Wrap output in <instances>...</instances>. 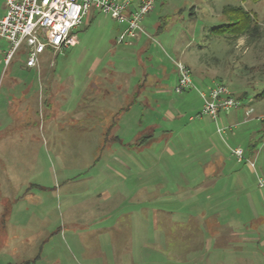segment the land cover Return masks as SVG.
Instances as JSON below:
<instances>
[{
	"label": "rangeland",
	"instance_id": "rangeland-1",
	"mask_svg": "<svg viewBox=\"0 0 264 264\" xmlns=\"http://www.w3.org/2000/svg\"><path fill=\"white\" fill-rule=\"evenodd\" d=\"M140 23L138 51L91 7L34 67L0 38V264H107L90 261L113 250L101 230L131 211L134 264H264V0H156ZM176 62L196 88L175 91ZM215 82L236 122L200 115Z\"/></svg>",
	"mask_w": 264,
	"mask_h": 264
},
{
	"label": "built area",
	"instance_id": "built-area-1",
	"mask_svg": "<svg viewBox=\"0 0 264 264\" xmlns=\"http://www.w3.org/2000/svg\"><path fill=\"white\" fill-rule=\"evenodd\" d=\"M132 0H5V13L0 17V37L7 40L9 48L4 61L8 63L14 53L20 49L26 53L25 64L28 67L38 65L39 55L47 48L52 51L64 46L74 45L72 30L78 28L82 18L93 7L100 12L109 13L112 18L126 27L117 37L118 42H127L138 32L145 33L140 21L151 12L156 0H139L134 9H129ZM127 38V39H126ZM178 81L175 91L196 88L188 66L176 62ZM203 100L200 115L217 120L221 111L228 112L239 108V100L223 82H215L207 90L199 91ZM252 113L245 109V115ZM224 128L219 127L222 133ZM238 161L244 159V150L239 147L230 149ZM248 166L254 169V162L246 159ZM259 185L264 187L259 178Z\"/></svg>",
	"mask_w": 264,
	"mask_h": 264
},
{
	"label": "crops",
	"instance_id": "crops-1",
	"mask_svg": "<svg viewBox=\"0 0 264 264\" xmlns=\"http://www.w3.org/2000/svg\"><path fill=\"white\" fill-rule=\"evenodd\" d=\"M120 1H122V0H120ZM138 2H139V0H132L131 1V3L129 4V9H134V8H136L137 7V5H138ZM5 8H6V5H5V0H4V13H5ZM94 9H96V8H94ZM154 9V8H153ZM97 10V9H96ZM99 11V10H98ZM3 13V14H4ZM87 15V13L84 15V17ZM146 16V15H145ZM84 17L82 18V23H83V19H84ZM92 16H90V18H91ZM89 20H91V19H89ZM143 20V19H142ZM81 23V24H82ZM80 24V25H81ZM125 24V23H124ZM141 24V23H140ZM141 26L143 27V25L141 24ZM126 27V24H125V26H124V28ZM123 28V27H122ZM121 28V29H122ZM124 28H123V30H124ZM79 29V27L78 28H76V29H74V31L75 30H78ZM120 29V28H119ZM143 29H144V31H145V28L143 27ZM146 32V31H145ZM74 34V39H75V44H78V38H77V36H76V34H75V32L73 33ZM146 35H145V33H141V32H138L137 33V36L136 37H134V38H128V41L127 42H125V43H132V41L134 40V41H136V43L138 44V51H140V50H142L143 49V47H144V45H145V42L146 41H148V39H146ZM1 38V37H0ZM1 39H3V38H1ZM3 40H5V39H3ZM5 42L7 43V45L9 46V43H8V41L7 40H5ZM74 44V45H75ZM69 46H73V45H69ZM69 46H64V47H62V48H67V47H69ZM62 48H60V49H62ZM59 49V50H60ZM46 50H50V51H52L51 49H49V48H47V49H45L43 52H45ZM5 51H3V53H4ZM42 52V53H43ZM41 53V54H42ZM40 54V55H41ZM40 55H39V57H40ZM38 60H39V58H38ZM207 88L206 89H208V87H210V86H206ZM243 109H244V114H245V109H246V107L244 106L243 107ZM238 112H239V109L238 108H235V109H231L230 111H228V112H223V111H221L220 113H219V116H218V120L217 121H219V119H220V115H222V119L223 120H227L230 124L231 123H233V122H236L237 121V117H238ZM169 120H171V121H173L174 120V118H168ZM214 121V120H213ZM216 121V120H215ZM225 130H226V128H224V130H223V132L222 133H224L225 132ZM238 161V160H237ZM238 162H242V161H238ZM208 163V162H207ZM219 163H220V161H219ZM223 164H225V163H223ZM219 166H222L221 164H219ZM222 171V170H221ZM202 187H204V188H206L207 187V184L205 185V184H203V186ZM135 216V212H133V211H131V214H121V215H118L117 216V218H121V217H125L127 220L125 221V223H124V225L123 224H121L120 222H119V220L117 221V222H115V223H113L114 221H112L111 222V224L109 225V224H107L106 226H105V228H103V230H101V232L102 233H109V235L110 234H112V235H115V234H117V236H116V240H112L111 239V245H112V251L110 250V252H109V255H102V256H95V257H93V256H90L91 257V259H90V261H93L94 263H97V262H100V261H106L107 259V264H134V262H133V259H134V257H133V254H132V252H135V249L137 250V245H135V246H130L129 245V240H130V237H132V226H133V224L134 225H136V221L135 220H133V217ZM95 221V220H94ZM134 222V223H133ZM69 230V232L70 231H72V229H68ZM220 233H218V235H219ZM119 236H120V238H119ZM229 236L230 237H236V236H238V233L237 232H235V231H231L230 233H229ZM231 239V238H230ZM242 239H246V240H249L250 238L248 237V236H246V234L244 235V237H242ZM118 241L119 242H121L122 243V245L118 248L117 247V243H118ZM147 246V245H146ZM223 249H228V250H232V249H235V248H232L231 249V247L227 244V245H224V246H222V245H219L218 246V244L215 246V250L214 251H222ZM138 251H140V249H139V247H138ZM219 253V252H218ZM136 255V254H135ZM86 260H88V258L86 259Z\"/></svg>",
	"mask_w": 264,
	"mask_h": 264
},
{
	"label": "trees",
	"instance_id": "trees-1",
	"mask_svg": "<svg viewBox=\"0 0 264 264\" xmlns=\"http://www.w3.org/2000/svg\"><path fill=\"white\" fill-rule=\"evenodd\" d=\"M247 21H246V16L244 15L243 17H239L238 18V21L230 24L231 26H234L235 27V31L236 33H239V34H244L246 33V27H247ZM229 25V24H228ZM229 25V26H230ZM236 25V26H235ZM246 95V94H245ZM257 97H262L264 96V89L259 92L257 95ZM17 264H31V260H25V261H22L20 263H17Z\"/></svg>",
	"mask_w": 264,
	"mask_h": 264
}]
</instances>
